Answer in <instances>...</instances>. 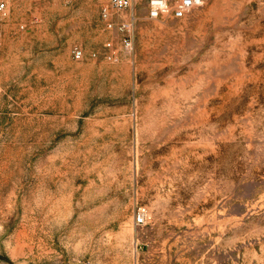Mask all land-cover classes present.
<instances>
[{
    "label": "rangeland",
    "instance_id": "obj_1",
    "mask_svg": "<svg viewBox=\"0 0 264 264\" xmlns=\"http://www.w3.org/2000/svg\"><path fill=\"white\" fill-rule=\"evenodd\" d=\"M0 1V264H264V0Z\"/></svg>",
    "mask_w": 264,
    "mask_h": 264
},
{
    "label": "built area",
    "instance_id": "obj_2",
    "mask_svg": "<svg viewBox=\"0 0 264 264\" xmlns=\"http://www.w3.org/2000/svg\"><path fill=\"white\" fill-rule=\"evenodd\" d=\"M141 2L145 5L148 17L155 19L165 16L181 18L192 9L200 7L203 4V0H109L108 4L102 7L101 17L108 28H117L124 33L123 44L127 48H130L132 45L131 32L135 17L132 15L129 19H118L114 15H119V13L127 9H133ZM0 11L5 12L4 1H0ZM72 53L76 59H80L83 56L82 49L77 46L72 49ZM106 57L111 58V54L107 52ZM145 217V208L138 207L135 212V223L137 225L144 223ZM135 264L147 263L137 261Z\"/></svg>",
    "mask_w": 264,
    "mask_h": 264
}]
</instances>
